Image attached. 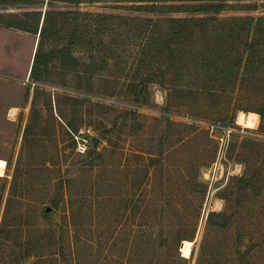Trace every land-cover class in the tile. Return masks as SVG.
<instances>
[{"label": "rangeland", "instance_id": "1", "mask_svg": "<svg viewBox=\"0 0 264 264\" xmlns=\"http://www.w3.org/2000/svg\"><path fill=\"white\" fill-rule=\"evenodd\" d=\"M16 1L19 4L0 6L5 22L33 28L36 16L24 14L41 12L42 19L38 33L0 23V224L18 178L24 201L17 207L41 229L57 231L60 224V232L67 229L63 212L69 195L78 199L80 213L85 212L83 223L79 220L82 227L75 228L82 243L74 255L40 264H197L200 257L204 264H264V118L252 110L264 105V85L232 87L221 102L213 103L206 95L171 97L158 78L137 97L129 84L145 79L153 69L136 60L138 48L151 35L135 32L131 25L129 33L122 25L117 34H96L90 28H85L87 35L74 33L73 26L82 21L73 15L70 28L59 29L47 47L51 52L53 46L61 50L66 45L71 56L55 51L40 80L31 77L46 11L131 19L184 17L133 7L210 0ZM226 4L229 8L220 18L264 15V0ZM251 5L257 8L251 10ZM109 43L116 47L112 55L107 53ZM95 52L110 57L105 69L97 70L103 65L93 61ZM243 112L258 114L253 127L238 123ZM211 125L236 130L222 155L224 131L211 134ZM93 137L99 139L100 156L88 154ZM111 145L123 153L117 157L104 152ZM247 170L257 173V180L240 181ZM55 199L59 208L46 220L41 211ZM211 212L220 217L208 226ZM40 236V245L48 247L50 233L34 234L33 241ZM186 240L192 243L184 246ZM10 242L18 243V238ZM13 257L7 247L0 264L35 261L16 262Z\"/></svg>", "mask_w": 264, "mask_h": 264}, {"label": "trees", "instance_id": "2", "mask_svg": "<svg viewBox=\"0 0 264 264\" xmlns=\"http://www.w3.org/2000/svg\"><path fill=\"white\" fill-rule=\"evenodd\" d=\"M139 1L153 2L155 0ZM229 1L245 0H210V3L182 5L179 7L155 4L150 5V7H133L151 13L165 14L178 12L184 15V17L167 18L160 16L154 19H131L105 14L56 11L51 9L45 12L38 49L31 69V77L34 80H40V72L46 70V65L48 64V60H50L49 56H52L55 51L60 53L62 57L71 53V49L66 45L61 50H56V47L53 46L51 52L47 47L49 44L55 42L57 39V34L55 33L59 29L62 31L64 30L62 28L65 26L70 28L69 16L73 15L76 17L80 16V21H82L80 25L77 23V25L73 26L74 33L81 31L82 35H87V29L85 28H90L96 34H110L112 31L117 34L122 26H125L126 32L129 33L131 25L136 28L135 32H140L141 29L146 30L151 35L149 42L146 41L141 48H138L136 60L138 57V61L144 62L146 68L150 66L153 69H150L151 72L146 75L145 79L129 84V89L137 97L144 95L150 84L158 83L156 81L158 78L160 79L158 84L166 89L168 88L167 90H169L171 97L177 95L188 99L197 95H206L208 100L210 102L213 101V103L221 102V99L228 94V91L232 87L234 89L242 88L249 84H259L260 87H263L264 15L258 17L245 15L220 18L218 15H221L229 8V5L226 4ZM81 2L83 1H78L77 4L79 5ZM84 2L89 3L90 1L84 0ZM15 3L19 4L16 0H0V6L9 7ZM47 5L53 7L50 3ZM256 8V5L249 6L251 10ZM31 14L36 16L33 28L21 23H7L4 21L5 15L1 14L0 23L6 27L38 33L42 13L27 12L24 15L29 16ZM69 33L72 34L71 31ZM69 45H73V43L70 42ZM115 48L113 43H109L107 53L112 55L116 50ZM118 51L116 55L119 56ZM107 53L105 52V54ZM108 54L100 55L95 52L93 61L103 65V67H99L97 70L105 69L110 59ZM261 107L260 109L252 110L264 118V105ZM67 127L71 133L76 134L77 131H75L76 129L73 126L67 124ZM26 131L29 133L28 129ZM71 133L68 132L71 140H73L72 148L76 149L77 143ZM91 141L92 145H94L92 139ZM92 145L88 154L93 157L96 155L100 156L98 153L99 147L94 148ZM104 152H109L117 157L123 153L116 145L108 146ZM137 156L139 157V155ZM150 160L152 161L153 158L151 157ZM152 164L153 162L147 164V168ZM256 177L257 173L250 174L247 170L240 181L252 182L257 180ZM62 188H64V182H62ZM68 199V205H66V210L63 212L67 229H63L60 232L62 226L61 224L59 226V223H57V226H59L57 231L54 227L41 229L37 221L33 224V219L30 218L28 212L21 210L19 206L17 207L24 200L19 195L18 178H15L0 224V263L7 247L10 248L14 256L13 259L16 262L35 259L33 264H40L46 263L49 260L52 261L54 258L62 261L67 255L72 257V253L74 255L75 249L80 248V242L82 243V238L75 232V228L82 227L79 220L83 223L85 212L80 213V210L77 209L78 199L72 197V195H69ZM2 203L3 198L0 195V207ZM146 204H150V201H146ZM54 207L56 210L59 208V203L56 199L52 201L51 205L43 207L44 209L41 213L46 220L53 217ZM34 208L40 211L37 204H34ZM38 217H41L40 214ZM219 217L220 215L217 213H209L207 225L210 226L209 224L212 219ZM36 225L37 227H35ZM26 233H29V236ZM33 233L41 235L50 233V245L48 247L40 245L39 241L42 239V236L33 241ZM11 238H16V240L18 238V243L14 242L12 245L10 242ZM191 243L192 241L186 240L184 246ZM178 246L179 242L176 244V251L178 250ZM166 247L169 248V243H167ZM202 260L203 258L200 257L197 264H204L205 262Z\"/></svg>", "mask_w": 264, "mask_h": 264}, {"label": "built area", "instance_id": "3", "mask_svg": "<svg viewBox=\"0 0 264 264\" xmlns=\"http://www.w3.org/2000/svg\"><path fill=\"white\" fill-rule=\"evenodd\" d=\"M219 129H223L224 131V137H222V139H220L221 143H220V155H222L227 149H228V146L231 142V137H232V134H234V132L236 131L234 128H223L221 126H218V125H211V128L209 129L211 134H215L218 132Z\"/></svg>", "mask_w": 264, "mask_h": 264}, {"label": "bare ground", "instance_id": "4", "mask_svg": "<svg viewBox=\"0 0 264 264\" xmlns=\"http://www.w3.org/2000/svg\"><path fill=\"white\" fill-rule=\"evenodd\" d=\"M14 112V109L11 110V114ZM258 118V114L256 113H241L238 117V123L246 126V127H253V122Z\"/></svg>", "mask_w": 264, "mask_h": 264}, {"label": "water", "instance_id": "5", "mask_svg": "<svg viewBox=\"0 0 264 264\" xmlns=\"http://www.w3.org/2000/svg\"><path fill=\"white\" fill-rule=\"evenodd\" d=\"M93 142H94V148H97L98 147V145H99V139L98 138H96V137H93Z\"/></svg>", "mask_w": 264, "mask_h": 264}]
</instances>
